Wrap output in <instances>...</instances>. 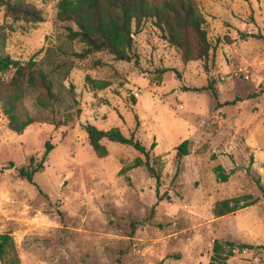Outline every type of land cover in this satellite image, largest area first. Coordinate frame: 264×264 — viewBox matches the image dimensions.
Listing matches in <instances>:
<instances>
[{
  "label": "rangeland",
  "instance_id": "1",
  "mask_svg": "<svg viewBox=\"0 0 264 264\" xmlns=\"http://www.w3.org/2000/svg\"><path fill=\"white\" fill-rule=\"evenodd\" d=\"M21 1L46 20L15 22L0 7L7 51L48 71L61 65L55 90L73 113L57 127L29 89L36 122L18 133L0 109V233L12 234L21 264H210L217 239L256 245L225 264H264V0H196L213 48L189 63L151 19L135 29L137 61L82 59L85 44L68 38L78 27L58 19L57 0ZM87 77L111 86L93 90ZM88 124L118 127L147 149L156 143L161 186L146 166L132 167L146 160L132 146L104 139L108 153L98 155ZM185 140L189 154L179 158ZM48 141L54 149L31 183L18 169L32 157L35 167ZM217 165L232 172L228 181ZM237 197L254 204L215 215L218 201Z\"/></svg>",
  "mask_w": 264,
  "mask_h": 264
},
{
  "label": "trees",
  "instance_id": "2",
  "mask_svg": "<svg viewBox=\"0 0 264 264\" xmlns=\"http://www.w3.org/2000/svg\"><path fill=\"white\" fill-rule=\"evenodd\" d=\"M0 7L4 8L5 17L15 22L39 23L46 20L41 8L21 0H0ZM57 17L63 22H73L78 27V30H69L68 38L85 44L86 48L76 54L82 59L93 53L108 52L117 60L137 61L135 29L140 28L148 19L162 31L165 40L181 52L185 63L208 60L213 48L206 26L207 20L196 0H57ZM9 35L6 27L0 26V109L8 121V127L23 133L28 126L36 122L25 104L29 89L38 92L37 104L53 114L51 123L57 127L67 124L73 113L70 109L61 110L60 98L53 80V75L60 70L61 65L59 68L56 65L48 71L39 66L35 56L29 60L14 57L7 51ZM242 36L248 37L245 34ZM87 83L93 90H104L111 86L108 80L91 77H87ZM70 90L76 98L73 84ZM85 129L90 145L100 156L108 153L102 144L104 139L132 146L143 153L146 160L139 157L132 167L146 166L157 180L158 187L161 186L160 175L151 159V151L157 146L156 143L147 149L133 136H126L118 127L102 130L88 124ZM45 147L43 159L35 167V159L32 157L30 167L18 169L19 175L31 183H34L35 174L44 169L46 157L54 149V145L49 141ZM188 154L189 140H185L178 146L177 156L182 158ZM215 173L222 182L228 181L232 174L222 165L215 167ZM258 184L263 188L260 179ZM253 204V201L243 202L240 197L225 199L216 203L214 213L221 217ZM254 248L256 245L250 243L217 239L214 242L210 264H225L237 252L242 253ZM0 262L21 264L15 240L10 232L0 233Z\"/></svg>",
  "mask_w": 264,
  "mask_h": 264
}]
</instances>
